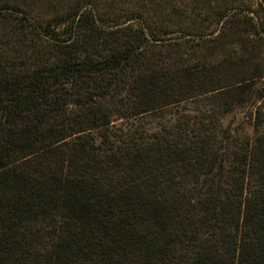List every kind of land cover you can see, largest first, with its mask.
Returning <instances> with one entry per match:
<instances>
[{
	"label": "trees",
	"instance_id": "obj_1",
	"mask_svg": "<svg viewBox=\"0 0 264 264\" xmlns=\"http://www.w3.org/2000/svg\"><path fill=\"white\" fill-rule=\"evenodd\" d=\"M254 36L264 0H0V264H264Z\"/></svg>",
	"mask_w": 264,
	"mask_h": 264
},
{
	"label": "rangeland",
	"instance_id": "obj_2",
	"mask_svg": "<svg viewBox=\"0 0 264 264\" xmlns=\"http://www.w3.org/2000/svg\"><path fill=\"white\" fill-rule=\"evenodd\" d=\"M195 26L197 27L198 25L201 26V24L203 25L202 27L203 28H206V33H209L211 32L212 30L214 31L215 29H217V27H219L217 25L216 22H210L209 20L207 19H203V21L201 20H196L195 19ZM241 26H237L235 25L234 27H231L230 29L228 30H221L218 28V35H260L259 33L257 32H244L243 30L240 29ZM216 33V34H217ZM216 34H207V35H216ZM174 35V34H173ZM251 40V45L253 50L255 49L257 55H259V60H261V62L263 63L264 65V40L263 39H259V37L257 36H254L252 38H250Z\"/></svg>",
	"mask_w": 264,
	"mask_h": 264
}]
</instances>
